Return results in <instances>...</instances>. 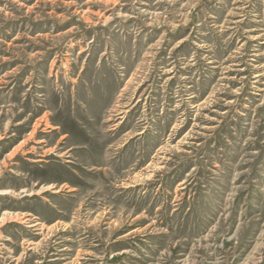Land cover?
Returning <instances> with one entry per match:
<instances>
[{"label": "rangeland", "instance_id": "rangeland-1", "mask_svg": "<svg viewBox=\"0 0 264 264\" xmlns=\"http://www.w3.org/2000/svg\"><path fill=\"white\" fill-rule=\"evenodd\" d=\"M0 264H264V0H0Z\"/></svg>", "mask_w": 264, "mask_h": 264}, {"label": "bare ground", "instance_id": "bare-ground-1", "mask_svg": "<svg viewBox=\"0 0 264 264\" xmlns=\"http://www.w3.org/2000/svg\"><path fill=\"white\" fill-rule=\"evenodd\" d=\"M15 221V220H14ZM20 222H22V221H20ZM28 226V225H27Z\"/></svg>", "mask_w": 264, "mask_h": 264}]
</instances>
